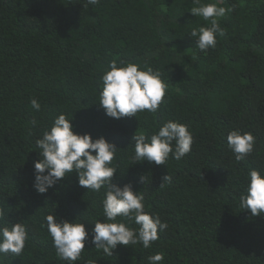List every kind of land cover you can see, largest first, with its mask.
<instances>
[{
  "label": "trees",
  "instance_id": "1",
  "mask_svg": "<svg viewBox=\"0 0 264 264\" xmlns=\"http://www.w3.org/2000/svg\"><path fill=\"white\" fill-rule=\"evenodd\" d=\"M205 3L226 12L215 47L201 52L190 33L211 22L190 10ZM111 61L160 72L166 89L156 112L105 114L98 101ZM61 113L74 132L117 146L112 183H130L145 211L168 224L147 249L118 244L106 255L86 242L75 264H148L156 253L159 264H264V214L239 204L249 171L264 173V0H0V223L27 231L19 257L0 254V264H69L46 217L83 221L90 234L104 219L106 186L87 190L75 171L43 194L33 186L36 140ZM169 120L188 127L191 151L170 154L166 165L134 161L135 132L150 137ZM232 130L255 137L240 161L228 147Z\"/></svg>",
  "mask_w": 264,
  "mask_h": 264
},
{
  "label": "clouds",
  "instance_id": "2",
  "mask_svg": "<svg viewBox=\"0 0 264 264\" xmlns=\"http://www.w3.org/2000/svg\"><path fill=\"white\" fill-rule=\"evenodd\" d=\"M88 4L96 5L100 0H87ZM199 3V0H197ZM191 13L201 16L211 22L210 27L193 29L190 35L196 39V46L201 52L215 47L216 34L222 30L218 18L225 15L226 9L216 3L200 4L193 7ZM103 88L99 103L105 109V114L114 119L136 116L138 112L147 110L154 113L158 110L164 95L166 84L158 71L151 68H141L136 63H121L111 61L109 70L103 76ZM31 106L40 110L39 102L33 98ZM74 125L65 114H59L51 127L46 129L42 137L36 140V146L41 149L38 155L41 159L34 162V187L38 193H45L57 181L75 171L81 187L93 192H99L106 186L102 199L103 220L94 222L91 234L86 231L83 221L77 219L57 220L55 215L46 217L53 246L60 259L75 264L85 249V243L93 244L97 249H103L106 255H112V250L121 245L142 243L147 249L156 241L158 231L163 232L167 222L160 217L145 211L144 196L134 192L132 185L120 187L112 183L116 168L111 166L117 152V146L100 136L93 139L89 133H76ZM134 143V161L147 160L157 165L164 164L171 154L180 160L191 151L193 137L188 127L180 122L169 120L150 137L143 132L132 136ZM228 147L235 154L236 160H243L253 150L255 137L249 132L232 130L227 136ZM174 145V147H173ZM141 181H146L142 176ZM170 177L165 176L164 180ZM247 187L240 195L239 204L242 209L250 211L251 215L264 214V173L251 169L248 173ZM7 214L0 209V219ZM117 217L134 221L137 228L129 227ZM11 223L9 227L0 223V254H14L19 257L24 250L27 239L26 226L22 223ZM148 264H159L164 259L162 253L150 255ZM87 264H96L88 261Z\"/></svg>",
  "mask_w": 264,
  "mask_h": 264
}]
</instances>
